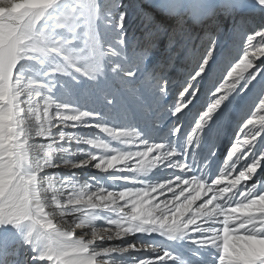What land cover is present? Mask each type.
Returning a JSON list of instances; mask_svg holds the SVG:
<instances>
[{
  "label": "clouds",
  "instance_id": "9594fccd",
  "mask_svg": "<svg viewBox=\"0 0 264 264\" xmlns=\"http://www.w3.org/2000/svg\"><path fill=\"white\" fill-rule=\"evenodd\" d=\"M183 2L159 0L157 8L175 13L173 6ZM51 3L41 0L24 13L15 11L21 5L12 0L0 3L9 9L2 19L17 26L11 43L18 49L7 78L0 72V264H227L230 238L264 245V177L257 175L264 168V147L252 152L264 134V117L258 125L243 123L244 138L232 143L212 175L208 161H198L196 154L202 134L227 99L217 95L224 82L213 87L218 68L209 75L206 102L191 126L182 131L177 122L199 99L194 84L208 73L203 64H195L167 108L173 123L162 139H152L134 124L119 132L99 124L109 142L116 140L123 148L98 155L91 149H107L108 142L69 131L97 116L76 106L74 86L82 79L97 84L113 72L111 58L121 53L99 39L89 45L85 32L72 29L64 36L63 52L55 55L35 33L19 39V17ZM197 3L202 15L192 24L215 22L223 13V0ZM187 17L190 12L178 15ZM40 31L43 25L37 26ZM245 63L242 56L223 81ZM157 83L159 93L167 95V82ZM39 137L48 142L41 145ZM81 168L103 172L105 183L114 187L90 186L74 171ZM176 246L184 249L183 255L174 253ZM125 256L130 259L118 258Z\"/></svg>",
  "mask_w": 264,
  "mask_h": 264
},
{
  "label": "bare ground",
  "instance_id": "6f19581e",
  "mask_svg": "<svg viewBox=\"0 0 264 264\" xmlns=\"http://www.w3.org/2000/svg\"><path fill=\"white\" fill-rule=\"evenodd\" d=\"M116 1L106 0L99 5V9L103 10L106 30L100 32L101 34L97 31V36L100 40V35H102L103 39L100 41L107 47L118 39L122 40V44H117L121 55L111 59L113 63L120 64L123 71H134L135 75L126 77L123 75V71L108 72L106 77L95 85L82 79L80 83L76 84L73 92L78 101L76 106L91 110L97 113V116L87 118L85 123L77 125L76 129H70L69 131L90 138L99 137L100 140L108 142L109 147L107 149H91L98 155L123 148V145L116 140L109 142V134L100 131L97 127L99 124L112 127L117 132L124 130L121 126L134 124L145 131L152 139L159 140L164 137L169 126L173 123V118L169 116L167 108L174 100L175 93L182 86L187 75L192 71L197 57L202 54L206 47L205 41L207 38L203 44L201 38L206 34L214 35L215 33L218 37L215 45L216 60L210 65L205 78L201 82L197 80L194 84V87L199 86L200 88L199 99L190 106L189 110H186V114L182 119L177 121L182 124V131L190 127L195 116L206 102L209 91V75L220 66L226 57H231L232 61L235 62L243 54L242 48L239 51L236 50L234 41V34L241 16L249 21L247 28L249 34L264 28V13L259 11L258 6H252L254 0H245V7L241 8L236 14L220 13V17H216L215 22L203 19L198 24H192L186 22L188 17L178 22L173 14L164 15L161 22L167 25L163 28L160 26V22H155L160 27L161 34L152 43L151 48L144 53L142 61L137 65L134 63V53L144 50L145 34L148 31V29L145 30L147 27L142 17L149 8H154L153 12L156 13L158 8L149 5L148 2H143V0H137L132 3L131 8L128 10L126 7L116 9ZM189 1L186 0V2ZM40 2L41 0H20L18 3L21 7L15 11L24 13L25 8L38 5ZM122 10L126 12L124 14V27L123 29H117L114 20L118 18ZM3 16L0 17V65L3 64L5 59V46L9 45L16 36L15 29L17 27L2 19ZM22 16L19 17L20 20ZM9 19H17V17H10ZM168 26H170V32L173 30L172 35L166 31ZM141 41H143L142 46H140ZM248 67L249 65L245 63L237 71L228 75L226 80L223 81L222 78L219 81V83L224 82V85L217 95H220L221 99L229 96L220 111L215 115L210 126L202 134L201 148L197 150L196 154L198 161H208L209 172L212 175L216 173L224 159L220 156L219 150L229 144L232 145L236 139L242 140L244 138L241 131L243 123L247 120L258 125L260 118L264 117V101L259 104V100L262 98L261 84L264 83L263 76L257 77V75L256 79L250 82L248 88L234 91L236 84L243 79ZM262 70H264V57H257L254 68L250 71H256L259 74ZM181 71L182 75L179 79L178 75ZM167 73H170V76H167ZM220 75L222 74L219 73L218 76ZM226 75L227 72H224L223 76ZM159 80L167 82V95L159 93L157 83ZM38 139L41 145L48 142L47 137H39ZM82 147L88 148L87 145H82ZM262 147H264V134L257 139L252 152L258 153ZM210 149L215 150V155L210 154ZM187 158L192 159L191 150ZM239 166L237 167L239 168ZM74 171L81 173L89 181L90 186L114 187L111 183H105L106 177L101 171L91 168L75 169ZM117 174L123 175V173ZM257 175L264 177V168L260 169ZM119 183L121 182L118 181L117 184ZM157 241L160 247L167 250L168 245L166 243L159 241V238H157ZM173 251L183 255L184 249L176 246ZM225 252L227 264H253L256 263L258 258L264 256V245H258L254 241L243 239L232 241L230 238L226 243ZM118 258L130 259L127 256ZM161 264H169V262H161Z\"/></svg>",
  "mask_w": 264,
  "mask_h": 264
},
{
  "label": "snow or ice",
  "instance_id": "6c2138e0",
  "mask_svg": "<svg viewBox=\"0 0 264 264\" xmlns=\"http://www.w3.org/2000/svg\"><path fill=\"white\" fill-rule=\"evenodd\" d=\"M255 3L259 7V11L264 13V0H255ZM243 7H245V0H223L222 4V10L227 14H236ZM97 14V0H52V3L44 8L34 9L23 14L21 19L23 31L18 32L17 36L19 39H29L35 33L42 46L46 45L54 55L59 54L66 47L64 36L67 34L68 29H72L75 34L85 32V42L89 45L94 44L98 40L96 31ZM142 19L148 31L145 34L144 50L134 53V63L137 65L142 61L144 53L151 48L152 43L161 34L160 27L152 20L150 13H145ZM124 20V14L120 13L115 21L117 29H123ZM248 23L249 21L241 16L240 23L234 34L235 48L237 51L242 48L243 54L235 62L232 61L231 57H226L221 62L218 69L222 75L214 79L213 87L219 84V81L223 78V73L227 72L228 68L239 61L242 56L245 57V62L249 67L234 91L248 88L250 82L256 79L257 72L250 70L254 68V62L257 57H264V51H260V49H264V28L249 34L247 31ZM40 25H43V31L36 32L37 26ZM207 36L206 47L202 54L197 57L196 64L198 67L203 64L206 71H209L210 65L216 60V39L213 35ZM116 43L118 45L122 44V40L118 39ZM17 51L18 49L15 47L14 42L9 44L4 50L5 59L3 64L0 65V72L5 75V79L7 78V71L16 60ZM206 58L207 63H205ZM117 71H123L118 63L114 65L113 73ZM123 75L132 77L135 72L123 71ZM260 75L264 76V71L260 72ZM261 94L262 98L259 100V104L264 101V83L261 84ZM185 99H187V96Z\"/></svg>",
  "mask_w": 264,
  "mask_h": 264
},
{
  "label": "rangeland",
  "instance_id": "374dc122",
  "mask_svg": "<svg viewBox=\"0 0 264 264\" xmlns=\"http://www.w3.org/2000/svg\"><path fill=\"white\" fill-rule=\"evenodd\" d=\"M20 0H12V2H13V4H16V3H18ZM104 1H106V0H97V5H98V14H97V20H96V31H98L99 32V34H101L100 32H104L106 29H105V27H106V21H105V18H104V16H103V10H101V9H99V5L102 3V2H104ZM135 1H137V0H122V1H120V0H118V2L116 1V9H123L124 7H126V9L128 10L129 8H131V6H132V3H134ZM4 2V0H0V3H3ZM143 2H148V4L149 5H151V6H156L157 7V4H158V2H159V0H143ZM185 2V3H184ZM184 2L183 3H180V4H176V5H174L173 7L176 9V12L175 13H169V12H166V11H162V10H160V9H158V12L156 13V12H153L154 11V8H149L148 9V11L147 12H145V13H150L151 14V17H152V20L154 21V22H160V26H162L163 28L167 25L166 23H163V22H161L162 20H163V17H164V15H168V14H173V16H175L176 17V21H178V22H180L181 21V19H178V15L179 14H181V13H183V14H187V13H191V17H188V19H186V22H191V20L194 18V17H198V16H201L202 15V9L200 8V6L198 5V3H197V0H190L189 2H186V0H184ZM189 3V4H188ZM187 4V5H186ZM252 6H257L256 5V3H255V0L252 2ZM9 11V9H5V8H2V7H0V17L2 16V15H4L6 12H8ZM123 13V14H125L126 12H123V10L122 11H120V13ZM144 13V14H145ZM220 15L221 14H218L216 17L217 18H219L220 17ZM178 19V20H177ZM207 19H205V21H206ZM209 22V21H208ZM100 29V30H99ZM145 30H147V28L145 29ZM170 26H168L167 28H166V31H167V33H170L171 35H172V33H173V30L170 32ZM179 31V30H178ZM175 33V32H174ZM101 36V38H100V40H102L103 38H102V35H100ZM213 36H215V39L217 38L218 39V37L215 35V33H214V35ZM206 38L208 39V37H207V34L204 36V37H202L201 38V42H202V44H203V42H204V40H206ZM1 39L3 40V37L1 36ZM156 41V40H155ZM154 41V42H155ZM142 43H143V41H141L140 42V46H142ZM74 46H76V47H80L81 46V42H79V41H74ZM110 48H113V49H115L118 53H120V48L118 47V45H117V43L115 42V43H112V44H109L108 45ZM119 56V55H118ZM32 65H33V67H36V68H39L40 66L39 65H36L35 64V62H32ZM262 71H264V70H262ZM261 71V72H262ZM167 76H170V73L168 74H166ZM181 75H182V71L179 73V75H178V78L180 79L181 78ZM258 76L257 77H261V75H260V73L259 74H257ZM264 77V76H263ZM75 88H76V85L74 86ZM56 91L57 92H59L60 91V87H59V85H57V89H56ZM231 146V144H229V145H227V146H225V147H222L220 150H219V153H220V156L223 158V157H225V155H226V153H227V150L229 149V147Z\"/></svg>",
  "mask_w": 264,
  "mask_h": 264
}]
</instances>
